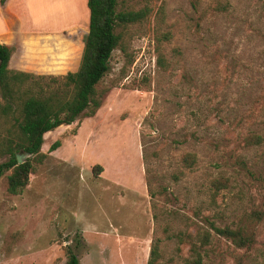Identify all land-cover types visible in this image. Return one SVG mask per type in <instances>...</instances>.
I'll return each mask as SVG.
<instances>
[{
	"label": "rangeland",
	"instance_id": "rangeland-1",
	"mask_svg": "<svg viewBox=\"0 0 264 264\" xmlns=\"http://www.w3.org/2000/svg\"><path fill=\"white\" fill-rule=\"evenodd\" d=\"M61 4L60 21L89 11ZM141 9L116 30L100 108L45 133L42 160L0 108V163L33 164L18 194L12 169L0 177V264H66L68 248L80 264H147L156 239L161 264H264V0H118ZM87 31L66 32L73 59Z\"/></svg>",
	"mask_w": 264,
	"mask_h": 264
},
{
	"label": "trees",
	"instance_id": "trees-1",
	"mask_svg": "<svg viewBox=\"0 0 264 264\" xmlns=\"http://www.w3.org/2000/svg\"><path fill=\"white\" fill-rule=\"evenodd\" d=\"M117 5L118 0H88L89 31L84 37L80 66L75 72L54 76L13 69L9 62L14 48L0 43V94L4 101L0 108L5 115H13L20 129L22 141L18 149L42 160L46 156L41 151L45 133L69 125L82 115L96 114L103 101L98 84L108 72L112 53L120 43L117 28L143 20L148 14L147 9L118 11ZM60 145L59 140L55 141L51 151ZM184 162L191 166L195 157L187 155ZM99 168L100 165L95 170ZM9 169L12 173L8 176V191L18 194L28 185L33 164L30 160L19 164L17 155L12 153L9 161L0 163V177ZM150 195L155 196L152 190ZM215 231L240 247L254 242L253 235L240 228L215 227ZM161 257L160 241L156 239L147 264H161ZM66 264H80L78 255L70 248ZM183 264H203V258L198 252Z\"/></svg>",
	"mask_w": 264,
	"mask_h": 264
},
{
	"label": "crops",
	"instance_id": "crops-1",
	"mask_svg": "<svg viewBox=\"0 0 264 264\" xmlns=\"http://www.w3.org/2000/svg\"><path fill=\"white\" fill-rule=\"evenodd\" d=\"M66 18L61 0H0V43L14 48L9 66L36 74H59L78 70L84 41L74 58L69 32L87 28L86 8ZM86 21V22H85ZM87 31V33H88ZM67 32V33H66Z\"/></svg>",
	"mask_w": 264,
	"mask_h": 264
},
{
	"label": "water",
	"instance_id": "water-1",
	"mask_svg": "<svg viewBox=\"0 0 264 264\" xmlns=\"http://www.w3.org/2000/svg\"><path fill=\"white\" fill-rule=\"evenodd\" d=\"M17 160H18V163H19V164L24 162V160H23V158L21 157V155H17Z\"/></svg>",
	"mask_w": 264,
	"mask_h": 264
}]
</instances>
